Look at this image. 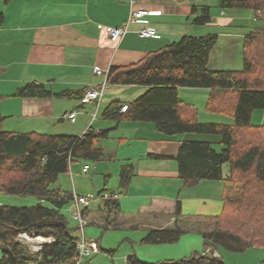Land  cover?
<instances>
[{
    "label": "trees",
    "instance_id": "obj_1",
    "mask_svg": "<svg viewBox=\"0 0 264 264\" xmlns=\"http://www.w3.org/2000/svg\"><path fill=\"white\" fill-rule=\"evenodd\" d=\"M0 1L8 4L13 0ZM218 7L252 11L257 25L264 22V0H221ZM2 22L0 13V26ZM210 23V7L203 6L192 24L207 26ZM217 39L214 34L183 36L149 52L134 64L109 67L107 85L142 86L146 91L128 103L111 102L103 116L115 121L151 123L166 136L187 133L220 136L219 144L224 148L219 153L212 143L181 142L175 156L177 176L183 186L189 188L202 181L222 182L221 213L198 215L195 222L202 223L198 231L204 249L221 248L239 254L254 247L264 248V213L261 211L264 198L260 202L251 201V191L264 189V125L251 123L252 113L264 110V26H256L243 37L242 69L238 71L208 69ZM180 88L207 89L206 110L231 117L233 122L199 123L197 109L179 98ZM78 95L69 90L54 93L44 84L35 82L19 86L13 94L22 99H75ZM7 97L0 96V102ZM121 105L127 106L124 113L119 112ZM3 119L0 115V126ZM108 133L109 130L91 128L77 137L0 129V193L38 201L30 207L0 205V264H62L77 257L76 244L80 236L74 232L79 227L71 228L63 214V209L71 205L72 191L54 187V184L60 175L69 172L71 163L102 159L104 151L97 143L106 139ZM224 164L229 170L226 176L222 173ZM132 177L133 167L123 166L120 186L125 188ZM100 204L109 214L117 215L120 211L116 199L110 198ZM85 211L87 207L83 216ZM173 217L172 227L150 230L140 242L144 245L173 244L191 232L187 226L193 218L182 215L179 200H176ZM112 223L110 221L109 225ZM22 233L51 239V242L32 252L19 241ZM128 262L146 264L132 262L130 258ZM153 264L225 263L212 254H195L182 260Z\"/></svg>",
    "mask_w": 264,
    "mask_h": 264
},
{
    "label": "crops",
    "instance_id": "obj_2",
    "mask_svg": "<svg viewBox=\"0 0 264 264\" xmlns=\"http://www.w3.org/2000/svg\"><path fill=\"white\" fill-rule=\"evenodd\" d=\"M219 1H216L217 6ZM129 3L130 0H13L8 4L2 2V5L0 2L3 16L0 26V96H8L0 102V115L4 118L1 130L77 137L91 128L95 131L109 130L108 137L97 143L104 151L102 159L98 162L71 163L69 172L60 175L57 182V187L79 195L104 192H109L105 195H117L120 206L117 215L103 211L100 203L96 211L89 208L85 211V226L95 227L94 230L88 229L87 234L94 239L98 228L103 231L108 228L136 231L140 238H144L150 230L172 227L176 200L181 202V209L185 208V202L196 204L210 200L211 196L219 194L220 184L202 181L192 188L184 187L177 176L175 160L181 142L200 140L211 143L216 141V137H198L195 134L166 136L151 123L105 118L104 110L111 102L120 101L116 97H121L118 94L124 93L121 91L103 94L98 104L82 102L85 93L97 88L103 80L93 74V68L107 71L111 66L134 64L149 52L187 35L201 37L214 34L217 35V43L225 38L229 43L235 41L242 44L243 37L257 26L252 11L229 16L224 10H219L220 24H212L211 16V23L207 26H195L191 20L200 14L201 7L206 6L198 0H134L132 7ZM136 10H145L148 15L131 23L119 43L109 41L103 27L123 26L130 11ZM146 27L154 29L159 38H140L138 32ZM222 34L225 36L222 37ZM214 48L207 67L224 70L211 66ZM29 82L44 84L54 93L69 90L79 95L75 99H22L13 96L19 86ZM127 88V100L120 102L133 101L146 91L142 86ZM181 92L194 98V103H190L194 107L197 106V99L200 104V98L206 100L209 93L207 89L180 88L178 96ZM71 112H77L74 123L65 117ZM100 115L98 127L93 128L95 121L92 120H98ZM251 123L264 125V110L254 111ZM217 143H220V138ZM130 165L133 177L123 188L120 186V171L123 166ZM84 166H88L86 173H83ZM183 188L198 189L201 199L197 196L188 198L187 195L183 198ZM110 221L113 222L111 225ZM95 241L99 243L101 253L83 260V264H90L91 258L96 255L91 264H101L113 252L114 245L106 242L103 249V241ZM123 241H118V246ZM130 243L132 251L128 244H124L127 251L123 255L126 257L125 264H132L128 262L129 258L132 262H143L138 253L142 249L137 242ZM149 249L155 251L153 246ZM248 250L252 251L251 248ZM214 251L218 257L224 258L219 251ZM224 261L227 263L225 258ZM151 262L143 263L159 261L151 259ZM112 264H115L114 261Z\"/></svg>",
    "mask_w": 264,
    "mask_h": 264
},
{
    "label": "rangeland",
    "instance_id": "obj_3",
    "mask_svg": "<svg viewBox=\"0 0 264 264\" xmlns=\"http://www.w3.org/2000/svg\"><path fill=\"white\" fill-rule=\"evenodd\" d=\"M202 4L210 7V17H213L212 24L218 25L220 24V15L219 10H221L217 5V0H198ZM221 1V0H220ZM219 1V3H220ZM1 5H2V1ZM218 3V5H219ZM248 11V10H233V9H224V12H227V15L231 16L234 14H240L241 12ZM194 19V18H193ZM192 19V20H193ZM191 20V21H192ZM257 22V21H256ZM256 24V23H255ZM257 26H264V22H258ZM225 36V34H222V37ZM238 58V65L237 63ZM214 65V69H228V70H241L242 69V58H241V44L238 42H228L227 39L221 38L218 43H216V46L214 48L212 59H211V66ZM237 65V66H236ZM121 88H118L117 85H107L104 95L108 94V92H124V93H118L121 94V97H116L120 99V101H126L127 98L125 96L126 90H128L127 87L131 86H119ZM197 90H203V89H197ZM143 94V93H142ZM141 94V95H142ZM179 96L183 101L188 104L194 103V98L188 94H184L181 92ZM140 96V95H139ZM208 96H206V100H201L200 98V104L199 99H197V106L196 109L200 112V115L197 116L199 123H224V124H231L233 122V119L231 117L225 116L221 113H211L206 110V102H207ZM3 101V100H2ZM100 114V113H99ZM3 117V116H2ZM101 115L98 117V120L93 119L92 121H95L94 125L92 124L93 128L98 127V123H100ZM254 125V124H253ZM1 129V126H0ZM4 131V130H3ZM191 134V133H187ZM53 135H60V134H53ZM198 137H205L207 135L205 134H195ZM216 137L215 142L213 143V148L219 153L224 148L221 144H218L220 136L217 135H210ZM200 141V140H199ZM212 141V140H209ZM217 143V144H216ZM89 163V162H86ZM89 165H92L91 163ZM91 167V166H90ZM92 168V167H91ZM228 166L227 164H224L222 167V173L223 176H226L228 174ZM249 176V175H247ZM245 178H248V177ZM59 179V178H58ZM57 182H55L54 187L57 186ZM216 184H220V190L219 194L215 196H211L210 200L206 201H198L196 204H192L191 202H185V208L182 209V213L191 216L194 215L192 218L193 220L188 221L189 225L187 226L188 229H192L191 232L186 233L182 235L179 240L176 243L173 244H162V245H143L140 241L141 236H139L136 231L132 232H126L122 231H115V229H106L103 231V229L98 228L97 232L98 235L94 236V238H90L92 236H88L87 230H94L95 228L93 225H87L85 226L84 235L85 238L91 239V240H98L103 241L102 248L105 249V243L107 242L108 245H114L111 252V255L108 257V259L101 264H112L113 261L115 264H125V256L124 253L127 252L125 250V245L128 244L130 250L132 251V245L130 241L137 242L139 248L142 249V251L138 252L142 261L147 263H152L151 259H154L155 261H163V260H182L183 258L191 257L195 254L202 255L206 249L203 247V241L202 237L199 234L198 229L202 227V223L200 221L195 222L198 218V215H204V216H215L221 213L222 210V201H221V193H222V182L216 181ZM71 185V182H70ZM189 188V187H186ZM183 188V198L187 197L194 198L197 196V199H201V193L198 191V189H186ZM72 191V190H71ZM73 193V191H72ZM109 193V192H104ZM77 194V193H76ZM86 194H93L97 195V193H86ZM253 196H252V195ZM251 194L249 192V195L253 197L251 200L252 202H260V199L264 198V189L260 191H251ZM246 198L248 196L246 195ZM38 203V201L32 197H19V196H10L3 193H0V205H7V206H18V207H30ZM99 201H93L91 202L87 208H89L92 211L97 210V205L99 204ZM70 210V211H69ZM264 213V210H261ZM63 214L67 217L69 226L71 228L77 227L78 223L72 218L71 216V205L63 209ZM183 224H187L183 222ZM140 230H143L140 228ZM80 230L78 229L74 234L80 235ZM79 233V234H78ZM102 235V236H101ZM123 239H125L123 241ZM140 240V241H139ZM118 241L122 242L123 244L118 246ZM24 245H26L31 251H35L37 248L36 246L27 245L25 242L20 240ZM155 248L152 251L149 248ZM38 247V246H37ZM36 248V249H35ZM197 249H199L197 251ZM208 249V248H207ZM252 251H247L239 254H233L227 251H224L223 249L219 248L217 251L220 252L221 257L225 258L227 263L224 261V258L222 259L225 264H264V248H251ZM200 251V252H199ZM101 253V252H99ZM2 256V250L0 247V257ZM97 256V255H96ZM95 256V257H96ZM94 257V258H95ZM94 258H91V262L94 260ZM88 258H85L87 260ZM141 261V260H140ZM90 262V264H91Z\"/></svg>",
    "mask_w": 264,
    "mask_h": 264
},
{
    "label": "built area",
    "instance_id": "obj_4",
    "mask_svg": "<svg viewBox=\"0 0 264 264\" xmlns=\"http://www.w3.org/2000/svg\"><path fill=\"white\" fill-rule=\"evenodd\" d=\"M134 0H130L129 6L132 7ZM148 15V12L145 10H136V11H130L128 19L121 27H103V31L106 34V37L109 41L112 43H119L122 38L127 33L128 26L133 22H138L142 20L144 17ZM138 36L142 39H157L159 38V34L152 28L146 27L141 29L138 32ZM93 74L96 76L102 77V82L97 88H91L88 92L85 93V95L82 98V102H94L95 104H98L100 99L103 96V93L107 87V71H103L99 69L98 67L93 68ZM127 106L123 105L121 106L119 112L124 113L126 111ZM77 115V112H71L69 114H66L65 117L71 122H75V117ZM88 171V166L83 167V173H86ZM116 199L117 195L113 194L111 195L107 194H101V195H93V194H85V195H79L75 192L72 193V202H71V216L72 218L78 223V227L80 230V238L78 243L76 244V251H77V257L72 262H65L62 264H83V260L85 258H89L90 256L97 254L99 252V243L95 240L87 239L83 235V229L85 226V217L83 216V210L84 208L88 207V205L93 201H99L100 203L107 199ZM24 238H31V239H37L40 238L42 240V244L51 242V239H45L41 237H30L27 236L25 233H22L19 235V241L22 240L25 242ZM26 243V242H25ZM27 244V243H26ZM28 245V244H27ZM41 245L36 247L35 251L37 252ZM204 254H212L214 257H218L216 252L212 250L211 248H208L205 250Z\"/></svg>",
    "mask_w": 264,
    "mask_h": 264
},
{
    "label": "bare ground",
    "instance_id": "obj_5",
    "mask_svg": "<svg viewBox=\"0 0 264 264\" xmlns=\"http://www.w3.org/2000/svg\"><path fill=\"white\" fill-rule=\"evenodd\" d=\"M24 239L27 244L32 245V246L37 247L42 244V240L40 238H37V239L24 238Z\"/></svg>",
    "mask_w": 264,
    "mask_h": 264
}]
</instances>
